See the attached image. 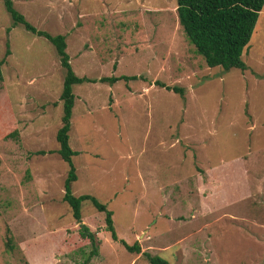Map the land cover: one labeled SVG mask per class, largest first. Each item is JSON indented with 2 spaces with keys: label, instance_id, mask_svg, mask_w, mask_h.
Segmentation results:
<instances>
[{
  "label": "rangeland",
  "instance_id": "obj_1",
  "mask_svg": "<svg viewBox=\"0 0 264 264\" xmlns=\"http://www.w3.org/2000/svg\"><path fill=\"white\" fill-rule=\"evenodd\" d=\"M12 3L36 29L64 35L76 75H136L74 84L68 142L72 194L104 203L117 238L140 251L110 239L84 200L80 223L97 240L85 263L91 245L62 200L68 165L56 152L64 71L52 43L13 25L0 0V264H149L143 252L264 264V3L246 68L227 71L196 53L175 0Z\"/></svg>",
  "mask_w": 264,
  "mask_h": 264
},
{
  "label": "trees",
  "instance_id": "obj_2",
  "mask_svg": "<svg viewBox=\"0 0 264 264\" xmlns=\"http://www.w3.org/2000/svg\"><path fill=\"white\" fill-rule=\"evenodd\" d=\"M1 1L5 10L9 13L13 25L21 24L25 30L45 37L52 43L60 66L64 71L59 94L62 111L61 122L55 132V141L58 145L56 152L68 165L63 184L62 200L67 203L72 217L79 223L77 227L78 235L81 239L88 240L91 245L88 255L85 257V263L97 254V240L94 232L84 223H80L81 202L84 200H88L97 211L104 213V227L109 233L110 239L113 241L119 240L128 252L138 253L140 248L136 241L128 244L123 239L117 238L111 218L112 212L104 203L99 202L90 194H72L70 183L76 179V175L71 157L76 154V151L70 147L68 142L71 109L74 101V94L72 93L74 84L95 81L112 84L119 79H134L136 75H110L101 76L97 79L76 75L69 63L63 34H49L46 31L36 29L13 7L12 0ZM263 3L264 0H175V11L178 24L181 26L184 36L194 46L196 53L202 56L207 66H220L224 71L230 68L244 70L246 65L241 58V54L248 46ZM6 45L8 47V43ZM7 47L5 54L9 53ZM2 63L3 59H0V64ZM153 83L183 96L184 89L180 86H169L159 80H155ZM6 242L7 244L10 242L9 237ZM142 254L149 264H170L166 259L158 255L148 252H143Z\"/></svg>",
  "mask_w": 264,
  "mask_h": 264
}]
</instances>
